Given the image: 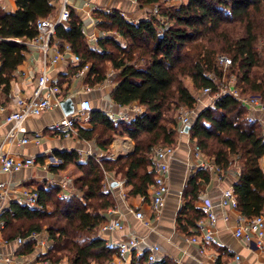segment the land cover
Segmentation results:
<instances>
[{
    "label": "trees",
    "instance_id": "16d2710c",
    "mask_svg": "<svg viewBox=\"0 0 264 264\" xmlns=\"http://www.w3.org/2000/svg\"><path fill=\"white\" fill-rule=\"evenodd\" d=\"M138 1L141 8L149 5L158 8L148 9L147 17L139 22L131 21L118 10L93 12L98 19L97 28L117 31L126 40L125 45L112 35L100 40L101 49L92 48L82 31L84 18L74 7L68 24L56 29L61 49L67 42L81 57L75 69L91 65L88 83L103 82L111 64L112 81L116 83L112 91L114 101L122 106L138 101L146 110L118 123L102 111L93 110V127L80 126V137L95 138L99 147L107 149L114 135L121 131L136 141L134 152L116 161L90 155L85 162L77 163L82 173L74 180V195L62 197L60 187L42 184L37 188L40 206L13 202L12 211L3 213L7 239L48 231L55 244L48 254L53 261L67 258L69 264H101L112 259L116 249L97 231L107 219L106 210L117 204L116 197L104 189L106 172L116 170L127 177L132 195L149 196V187L155 181L152 149L176 144L175 111L196 109L205 87H211L215 94L228 84L226 79L234 76L241 95L258 96L264 102V0ZM51 2L16 0L15 11L0 7V89L5 94H9L15 72L26 58L27 41L38 34L39 19L53 12ZM221 56L230 58L231 63L226 65ZM198 112L190 131L192 140L224 175L236 157L243 162L240 177L234 183L238 209L248 219L261 214L264 211V170L260 165L264 155L262 122L250 121L248 107L230 93ZM60 157L63 163L58 168L66 167L70 162L68 152H61ZM210 178L211 172L200 168L185 186V204L177 221L190 236L193 232L189 229L197 228L202 217L195 202ZM35 246L28 239L19 252H32ZM147 254L136 256L134 250L133 263L144 264ZM156 264L176 263L164 259Z\"/></svg>",
    "mask_w": 264,
    "mask_h": 264
},
{
    "label": "crops",
    "instance_id": "0c3cea01",
    "mask_svg": "<svg viewBox=\"0 0 264 264\" xmlns=\"http://www.w3.org/2000/svg\"><path fill=\"white\" fill-rule=\"evenodd\" d=\"M61 3L62 0H52L51 4L54 6V10L48 16L56 17L60 12ZM73 5L77 13L84 18V25L90 28L95 26L93 24L94 18L91 17V7L94 5L121 9L136 19L147 17L148 14L145 13V8L148 9L150 6L141 8L139 4L131 0H73ZM0 7L6 11H15L17 9L16 0H0ZM150 7L156 8L157 6L151 5ZM116 39L122 45L127 43L122 36L116 37ZM65 44L68 43L64 42ZM53 45L57 49L62 47V43L57 37L53 40ZM54 46L49 52V57L56 50ZM62 55V58L57 63L52 64L48 70L54 80L61 85L63 89L62 98H72L76 109L80 108L82 100L88 97L93 102V110L102 111L113 119L115 123L121 121L119 117L123 114L129 113L136 116L138 113L145 112V106L138 101L128 106L119 105L114 101L112 91L116 83L112 81L114 69L111 64L108 77L103 82L90 84L87 82V76L85 78L75 77L77 70L75 69L76 63L73 62L72 52L64 50ZM44 59V52L39 47L29 46L25 60L15 72L16 77L13 79L9 94H5L0 89V148L3 152L12 155L34 156L36 158V164L30 168H24L12 173L0 170V181L9 182L12 188L19 191L23 188L37 189L42 184L45 187L57 186L61 188L60 196L68 198L76 193L74 180L82 173L77 163L85 162L90 155L95 154L98 158L116 161L133 153L136 148V141L119 131L110 141L109 147L102 149L98 146L95 138L67 137L63 132L54 131L51 129V124L65 116L61 106H56L40 116L30 118L25 123L28 129L26 135L33 136L36 132L42 134L40 144H22L18 140L8 139L7 134L11 124L6 122V115L17 108V101L20 96L29 97L33 94L38 76L45 69ZM1 66L2 61L0 60V68ZM87 85L92 88L89 92H85ZM205 106L206 100L204 103L198 104L200 109ZM257 116L260 117L259 115ZM80 126L92 128L93 123L91 121L84 122ZM142 136L144 137L145 134ZM19 137H23V134H19ZM195 144L196 141L192 140L190 132L184 135L178 134L175 144L176 154L171 161V190L166 206L160 216H155L151 210L150 195L152 184L148 190L149 196L132 195L127 177L116 172V170L107 171L104 189L116 197L117 204L106 210L107 219L98 227V234L107 243L110 240L126 239L131 235H136L140 239V244L135 249L136 256L148 253L152 246L159 245V260L170 259L176 264L180 262H186L187 264H213L215 259L219 260L221 264H226L237 253L242 255V264H264V252H258L250 248L245 241L233 234L232 227L236 224L240 211L222 208L219 205L223 190L228 187H234V183L240 177L243 162L238 157H236L230 170L224 175L221 183L211 173L210 181L203 184L195 202L196 206L200 208L203 199L208 197L210 202L214 204L218 216L215 239L213 242L206 244L205 248L203 247L204 253L201 252L202 246L190 242L188 240L190 234L179 227L177 219L180 209L185 204L183 194L185 186L190 176L201 168L197 166V160L191 149ZM64 151L68 152L70 162L66 167L58 168L63 163L60 153ZM260 165L264 170V155L260 158ZM149 169H151V166ZM78 194L82 196L80 192ZM20 196V193L16 195V197ZM137 210L145 212L148 223H144L136 217L135 211ZM226 216H229V220H226ZM116 219L122 220L123 229L110 231L103 229L105 222ZM189 231L193 232L192 235L198 233L197 228L194 227H191ZM18 249L19 247L14 240H10L7 245L1 247L3 253L16 252ZM26 253L29 254V257H32L31 251ZM65 259L67 260V258ZM112 261H115L116 264H134L132 254L124 261L119 260L116 253L113 254L110 261L101 264H111ZM143 262L144 264H149L147 260Z\"/></svg>",
    "mask_w": 264,
    "mask_h": 264
},
{
    "label": "built area",
    "instance_id": "2783aa9c",
    "mask_svg": "<svg viewBox=\"0 0 264 264\" xmlns=\"http://www.w3.org/2000/svg\"><path fill=\"white\" fill-rule=\"evenodd\" d=\"M139 4L138 0H131ZM170 1V0H163ZM180 3L181 0H177ZM73 0H62L61 9L56 17H44L40 18L37 24L38 34L35 38L27 41L28 46L39 47L45 55L44 66L45 69L38 76L37 84L34 92L31 96H20L17 101V108L6 115V122L11 124L10 130L7 134V138L10 140H18L22 144L34 143L40 144L42 134L36 132L33 136L26 135L28 129L25 123L28 119L40 116L47 111H50L56 106H60L61 102L66 98H62V89L60 85L51 76L48 68L52 64L57 63L62 58V51L72 52L73 62L78 64L81 62L80 55L73 52L70 44H65L64 49H57L53 45V40L56 38V29L59 25H67L72 15ZM157 8V7H156ZM97 9H103L106 12H113L118 10L123 16L134 22H139L141 19L131 17L128 12L121 9H115L114 7H100L94 5L91 7L92 16L94 18L93 24L95 26L90 28L87 25H83L82 31L88 39L90 46L94 49H101L99 46L100 40L107 36L114 35L120 37L121 35L117 31H106L97 28L98 19L93 16V12ZM56 48L54 54L49 57V52L53 48ZM221 60L227 64L231 63V59L227 56H221ZM91 69L89 63L85 64L82 68L76 71L75 77L85 78L87 72ZM90 85H87L85 92L91 91ZM230 93L235 95L243 102L249 109V120L255 121L259 119L264 126V102L258 96L241 95L240 91L235 86V81L230 79L226 86H222L221 90L215 94H212L211 87H205L201 94L205 95L204 98L200 96L199 103H204L206 100V106L203 108L197 107L196 109L182 108L179 110L177 131L179 135H184L190 131H186L188 125H193L198 111L202 110L210 105L215 104V100L226 94ZM198 103V104H199ZM93 102L90 98L86 97L82 100L80 108L76 109L72 114L63 116L51 124V129L54 131L63 132L65 136H80L79 127L84 122L91 121V113L93 111ZM138 110V109H134ZM140 110V108H139ZM139 114V113H138ZM259 115L260 117H258ZM134 115L126 113L119 117L120 120L129 121ZM19 134H23V137H19ZM192 152L197 160V166L208 169L215 175L217 181L221 183L224 179L222 169L214 163L209 156H207L200 145L197 143L191 147ZM176 154L175 145H157L152 149L153 167L155 169V181L152 184L151 189V210L155 216H160L163 212L168 196L171 190V161ZM36 164V158L34 156H17L12 155L0 148V170L6 173L18 172L24 168H30ZM20 193V197L16 195ZM14 199V201H13ZM0 264H69L66 259L60 261H53L48 255L54 250V240L50 233L46 230L33 231L27 237L17 236L14 241L17 243L19 249L16 252L3 253L1 247L7 245L10 239L4 236V230L7 227V221L3 216L6 211H12L13 202H22L31 207L40 206V193L36 188H23L21 191L12 188L9 182L0 181ZM222 208H230L236 211L238 209V199L235 194L234 187H228L223 190L222 198L219 204ZM202 217L198 221V233L188 237L190 242L200 244L202 246L201 252L204 253L206 244L214 241L216 233V224L218 216L215 206L210 202L208 197H205L200 206ZM135 215L138 219L144 223H148L145 212L142 210L135 211ZM226 220H229V216H226ZM124 224L122 220H113L105 222L103 225L104 230H116L123 229ZM233 234L239 239L246 242L247 246L255 249L258 252H264V211L255 216L252 219H248L241 213L239 214L236 224L232 227ZM33 240L35 242V250H33L32 257H29L28 253L19 252V250L25 245L27 240ZM140 239L136 235H131L128 238L119 240H110L108 245L116 249V256L119 260H127L130 254L138 247ZM204 247V248H203ZM160 251L159 245H154L150 248L147 254V261L151 263H158V253ZM111 264H116L112 261ZM179 264H187L186 262H180ZM213 264H221L219 260L214 261ZM226 264H242V255L240 253L234 254L233 259Z\"/></svg>",
    "mask_w": 264,
    "mask_h": 264
},
{
    "label": "water",
    "instance_id": "95a60500",
    "mask_svg": "<svg viewBox=\"0 0 264 264\" xmlns=\"http://www.w3.org/2000/svg\"><path fill=\"white\" fill-rule=\"evenodd\" d=\"M65 113V115H70L75 111V104L72 98H66L61 102L60 105ZM193 125H188L186 131H191Z\"/></svg>",
    "mask_w": 264,
    "mask_h": 264
},
{
    "label": "rangeland",
    "instance_id": "374dc122",
    "mask_svg": "<svg viewBox=\"0 0 264 264\" xmlns=\"http://www.w3.org/2000/svg\"><path fill=\"white\" fill-rule=\"evenodd\" d=\"M175 1L178 2L177 0H175ZM181 1H185V0H181ZM150 6H151V5H150ZM150 6H149V8L154 10V8H151ZM149 8H148V9H149ZM157 8H158V7H157ZM157 8H156V9H157ZM146 9H147V8H145V13H147V10H148V9H147V10H146ZM229 78H230V77H229ZM229 78L226 79V80L229 81L230 79H232L233 81H235V79H236V77H234V76H231L230 79H229ZM186 82H187V84H188L189 86H191V82H190L189 78H186ZM196 93L199 94V91L196 92ZM200 96H201L202 98L205 97V95H202V94H200ZM181 109H182V108H181ZM175 116H176V118H178V116H179V110H178V111H175Z\"/></svg>",
    "mask_w": 264,
    "mask_h": 264
}]
</instances>
